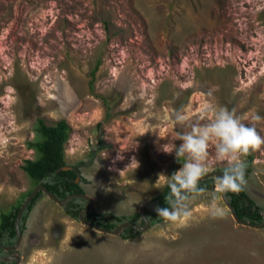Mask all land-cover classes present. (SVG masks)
<instances>
[{
	"label": "rangeland",
	"instance_id": "1",
	"mask_svg": "<svg viewBox=\"0 0 264 264\" xmlns=\"http://www.w3.org/2000/svg\"><path fill=\"white\" fill-rule=\"evenodd\" d=\"M208 105L264 137V119H252L264 118V0H0V219L34 189L22 167L37 156L38 120L69 126L65 161L83 163L94 211L129 216L166 186L160 174L182 167L170 154L177 134L209 122ZM214 152L208 173L228 167ZM248 155L245 189L264 216V145ZM209 199L123 240L44 195L15 252L20 264H264V227L237 225L220 195L224 216L211 218Z\"/></svg>",
	"mask_w": 264,
	"mask_h": 264
},
{
	"label": "clouds",
	"instance_id": "2",
	"mask_svg": "<svg viewBox=\"0 0 264 264\" xmlns=\"http://www.w3.org/2000/svg\"><path fill=\"white\" fill-rule=\"evenodd\" d=\"M206 111L212 114L209 122H193L188 125L189 131L177 134L180 144L176 145L170 154L175 153L177 162L183 158L182 167L170 177L159 175L158 181L163 178L169 191L165 196L167 206H157L155 211L158 217L166 222L175 223L189 219L192 215L190 210L192 201L204 196L210 198L209 216L213 219L222 218L224 211L218 204L219 195L243 190L247 183L245 179L247 165L244 158L251 151L264 145V137L255 127L248 126L244 122V117L237 116L234 109L208 105ZM252 119L259 121L264 118L254 114ZM187 121L188 117L183 110L175 113V124L184 126ZM210 144L214 145V158L228 163L222 175L214 178V191L211 192L200 185L201 179L209 172ZM117 159L123 157L118 155ZM133 162L138 165L135 157L132 158L131 164ZM97 164L100 167L98 162Z\"/></svg>",
	"mask_w": 264,
	"mask_h": 264
},
{
	"label": "trees",
	"instance_id": "3",
	"mask_svg": "<svg viewBox=\"0 0 264 264\" xmlns=\"http://www.w3.org/2000/svg\"><path fill=\"white\" fill-rule=\"evenodd\" d=\"M99 63L92 73L96 71ZM39 139L34 143H29L28 147L34 150L37 154L34 160L25 161L22 167L24 173L32 181L34 188L37 185L44 186L52 195H54L59 200L65 199L67 196L72 194H85L82 184L86 181L79 176V167L83 163H77L74 166H68L64 157V144L66 143L70 128L64 120H60L51 126L44 124L42 120L37 121V126L35 129ZM93 153L90 154V157ZM252 156L247 155L246 161V172L245 179L248 180L252 173L251 170ZM182 164V160L176 162L174 169H178ZM69 167V170L64 171L63 168ZM224 169L219 172L222 174ZM78 178V181L76 179ZM214 178L210 177L200 181L202 187H206L209 191L214 189ZM33 190V189H32ZM29 191L21 202L16 203L10 208L9 212L1 215L0 219V246L8 247L11 246L16 240V233L14 229L15 218L18 213L19 208L24 203L26 198L32 192ZM169 189L164 186L162 191L154 196L150 201L154 207H166L165 196ZM44 194L39 191L35 197L30 201L25 210L22 213L19 230L23 235L26 230L27 218L34 207L35 203ZM226 199L233 208L236 216L245 222H249L252 225H259L264 222V216L262 215V208L258 206L247 194L245 187L242 191L238 193H226ZM64 212L70 218L78 220V215L83 210L89 209V203L81 199H73L67 202L63 207ZM145 218L149 221L150 227L164 221L162 218L158 217L148 210L144 211ZM84 219L89 223L112 231L118 225L124 222H131L140 227L144 225L141 216L138 213H134L129 216L125 215H114L112 213H96L95 211L84 215ZM140 233L135 231L133 228L124 229L119 237L123 240L133 239L137 237ZM0 247V257H5L12 253L5 252ZM0 264H14V262H0Z\"/></svg>",
	"mask_w": 264,
	"mask_h": 264
},
{
	"label": "water",
	"instance_id": "4",
	"mask_svg": "<svg viewBox=\"0 0 264 264\" xmlns=\"http://www.w3.org/2000/svg\"><path fill=\"white\" fill-rule=\"evenodd\" d=\"M69 169H70L69 167L63 168L64 171L69 170ZM219 175H222L219 171L210 172V173H207L205 175V177H203L201 180H204V179L210 178V177H216V176H219ZM76 181H78V178L76 179ZM39 191H41L50 201H52L53 203H55L59 207H63L67 202H69V201H71L73 199H81V200L86 201L87 203H89V209L88 210H83V211H81L79 213L78 221L80 223H82L83 225H85L86 227H88V228H90V229H92V230H94V231H96L98 233L109 235V236H112V237L119 236L120 233L124 229L129 228V227L133 228L135 231H137L139 233L145 232L150 227V224H149V221L145 218L144 211L148 210V211H150V212H152L154 214H157V212L155 211L156 207L152 206L151 204H144V205H142L140 207V209L138 211V214L141 216V219L144 222V225L142 227H140V226H138L136 224H133L131 222H124V223H121L120 225H118L114 230L109 231V230L97 227V226L89 223L88 221H86L84 219V215L89 214V213L94 211V206H95L94 199L91 198L90 196H88L86 194H83V195L72 194L70 196H67L63 200H59L54 195H52L44 186L37 185L32 190V192L29 194V196L26 198V200L24 201V203L21 205V207L18 210V213H17L16 218H15V223H14V229H15V233H16V240L11 246L3 247V250L5 252L14 253L15 251L18 250V248H19V246L21 244V241H22V234H21V232L19 230V224H20V219H21L22 213L25 210V208L27 207V205L30 203V201L35 197V195ZM220 196H221L222 202L224 203L225 207L229 211L232 220L237 225L243 226V227H248V228H251V229H260V228L264 227V222L259 224V225H252L249 222H245L243 220H240L236 216L233 208L231 207V205L229 204L228 200L226 199L225 194H220ZM0 262H14V264H20V257L17 254L14 253V254L9 255V256L0 257Z\"/></svg>",
	"mask_w": 264,
	"mask_h": 264
},
{
	"label": "flooded vegetation",
	"instance_id": "5",
	"mask_svg": "<svg viewBox=\"0 0 264 264\" xmlns=\"http://www.w3.org/2000/svg\"><path fill=\"white\" fill-rule=\"evenodd\" d=\"M1 247V246H0ZM2 249H3V247H1ZM7 253H12V252H7ZM15 254H16V252H14ZM14 253H12V254H14ZM12 254H10V255H12ZM7 256H9V255H7ZM19 256V255H18Z\"/></svg>",
	"mask_w": 264,
	"mask_h": 264
}]
</instances>
